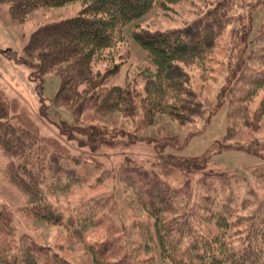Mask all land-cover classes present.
<instances>
[{"label":"trees","instance_id":"trees-1","mask_svg":"<svg viewBox=\"0 0 264 264\" xmlns=\"http://www.w3.org/2000/svg\"><path fill=\"white\" fill-rule=\"evenodd\" d=\"M199 1L196 18L180 28L133 32L147 63L127 70L116 85L113 79L129 63L115 60L125 29L153 10L169 13L195 0H0L10 5L12 20L41 7L85 5L77 16L38 29L23 59L31 77L61 76L55 103L74 116L75 124L64 129L73 146L43 135L21 101L0 87V176L24 198V216L80 240L103 224L108 230L106 238L85 246L81 263L29 235L14 246L16 214L0 201V264H264V139L256 137L264 125V26L251 38L255 9L264 0ZM227 31L225 83L211 98L196 85L195 71L206 69ZM225 103L228 134L220 150L247 151L263 161L247 175L213 170L207 156L167 153L183 147L175 136H143L155 107L188 125L209 122ZM112 114L119 123L110 131L101 121ZM138 144L150 145L153 155L115 165L87 156ZM92 179L91 186L108 189L64 203Z\"/></svg>","mask_w":264,"mask_h":264},{"label":"rangeland","instance_id":"rangeland-1","mask_svg":"<svg viewBox=\"0 0 264 264\" xmlns=\"http://www.w3.org/2000/svg\"><path fill=\"white\" fill-rule=\"evenodd\" d=\"M195 2L196 5L192 3L175 5L173 11L169 13H164L157 9L153 10L146 17L134 21L128 26L124 32L125 43L116 47L115 60L120 62V60L128 58L130 64L123 66L121 72L113 79V83L116 85L123 84L127 70H134L133 72H135L139 66L147 63L145 53L132 38L135 30L147 28L153 31H164L180 28L184 23L196 18L194 13L199 10L197 6L203 3L199 0H195ZM84 7L85 5L82 2H74L59 8L41 7L24 20H12L9 11L10 5L0 4V87L5 89L10 96H15L21 101L39 124L43 135L59 138L69 146H73V144L67 140L68 136L64 129L67 125L75 124V119L71 111L55 103L56 94L62 82L61 76L58 71H55L44 75L43 78H38L36 73L31 77L32 70L23 59L25 58V47L38 29L48 24L73 18ZM263 26L264 3L255 9L254 12L252 39L258 36ZM228 34L229 31L219 41L211 60L205 65L206 69L195 71L196 85H204L206 94L211 98L218 94L225 83L224 74L221 75L223 70L221 61L226 52ZM106 64L104 63L101 67L104 68ZM261 97L262 95L257 98L252 108H255ZM43 104L46 106L44 113L41 111ZM158 112V107H155L154 122L143 133V136H150L156 139L168 136L177 137L183 147L178 149L167 148L166 151L169 154L189 158L207 156L211 169L244 175L248 174L249 169L257 168L263 164L260 157L247 151L239 149L220 150V146L225 142L228 134V103L220 107L209 122L197 121L188 125H179ZM116 123H119V116L116 114L106 116L101 121V124L107 126L106 128L110 131L115 128L114 125ZM256 137L260 140L264 139V125ZM236 142L238 141L234 140L230 144H236ZM79 152L82 153L81 151ZM153 153L150 145L138 144L129 148H103L95 156L88 153L87 156H93L102 161L103 164L115 165L127 157L140 160L147 156H152ZM1 165L2 161L0 159V167ZM97 176L94 175L93 178ZM94 180L92 179L85 186L75 187L69 197L63 200L64 203H71L72 206L92 199L108 189L103 186H91L95 184ZM260 193L264 196V190H260ZM0 201L9 203L16 214L17 228L13 236L14 246H17L18 241L21 242V238L25 235H29L33 240L50 246L66 258L81 263V259L84 258L85 246L103 240L108 234V230L103 224L80 240L67 235L56 227L38 222L33 216H24L19 211L25 205L24 198L8 185L2 176H0ZM127 211L132 213L133 210L129 208ZM154 264L169 263L159 261Z\"/></svg>","mask_w":264,"mask_h":264}]
</instances>
